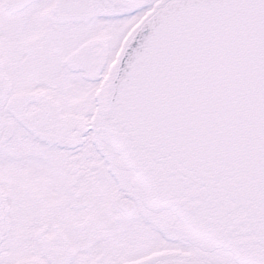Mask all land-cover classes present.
<instances>
[{
    "label": "snow or ice",
    "instance_id": "6c2138e0",
    "mask_svg": "<svg viewBox=\"0 0 264 264\" xmlns=\"http://www.w3.org/2000/svg\"><path fill=\"white\" fill-rule=\"evenodd\" d=\"M0 264H264V0H0Z\"/></svg>",
    "mask_w": 264,
    "mask_h": 264
}]
</instances>
